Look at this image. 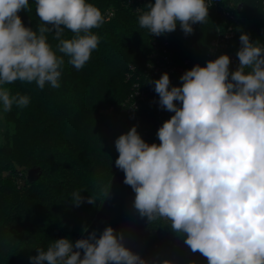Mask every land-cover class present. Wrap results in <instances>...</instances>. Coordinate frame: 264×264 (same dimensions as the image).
<instances>
[{
  "label": "clouds",
  "instance_id": "1",
  "mask_svg": "<svg viewBox=\"0 0 264 264\" xmlns=\"http://www.w3.org/2000/svg\"><path fill=\"white\" fill-rule=\"evenodd\" d=\"M212 3V0H211ZM208 0H154L145 5L138 24L150 35L176 30L192 34L193 24L208 21ZM38 31L22 22L29 0H0V107L30 103L27 95L11 94L20 81L43 90L61 87L64 57L82 69L101 37L93 32L104 14L88 0H35ZM139 10V9H138ZM65 30L73 35L65 38ZM58 43L53 46L46 34ZM238 68L230 73V57L222 54L199 64L171 86L168 73L153 81L162 109L174 113L158 129L159 144L145 142L137 127L115 140V166L135 193L133 208L150 224L168 225L192 253L207 264H264V44L239 37ZM59 53V55H58ZM179 101L180 106L175 102ZM94 183H96L94 181ZM111 185H98L85 198L71 193L75 206L96 205L110 198ZM87 231V228L84 229ZM123 232L108 226L73 243L53 241L31 264H149L124 244ZM83 252V256L81 254ZM158 264H172L163 260ZM194 264V262H192Z\"/></svg>",
  "mask_w": 264,
  "mask_h": 264
},
{
  "label": "trees",
  "instance_id": "2",
  "mask_svg": "<svg viewBox=\"0 0 264 264\" xmlns=\"http://www.w3.org/2000/svg\"><path fill=\"white\" fill-rule=\"evenodd\" d=\"M88 2L101 10L105 23L93 29L101 40L85 66L77 70L65 56L59 89L46 85L41 90L34 82L5 85L13 95H27L30 103L24 108L14 105L8 113L0 107V264H31L37 248L47 250L60 238L73 243L80 239L103 201L75 206L71 193L79 190L87 198L98 185H110L118 170L115 140L133 126L141 132L148 123L145 114L127 116L123 103L130 92V66L144 67L152 35L139 27L140 13L123 0ZM29 6L31 11L22 10L19 16L26 27L38 31L35 0H29ZM235 6L229 20L235 31L232 50L240 49L242 33L264 44V0H235ZM110 11L112 17L107 16ZM217 28L216 18L209 14L194 31V39L177 37L174 48L180 61L189 60L190 68L201 65ZM46 35L55 49L53 34ZM72 35L65 30V38ZM145 142L159 144L156 134ZM34 167H41L43 174L29 183L27 174ZM142 257L149 264L165 259L172 264H207L160 223L147 227Z\"/></svg>",
  "mask_w": 264,
  "mask_h": 264
},
{
  "label": "built area",
  "instance_id": "3",
  "mask_svg": "<svg viewBox=\"0 0 264 264\" xmlns=\"http://www.w3.org/2000/svg\"><path fill=\"white\" fill-rule=\"evenodd\" d=\"M136 13L146 10L144 7L148 3H154V0H123ZM211 3V0H208ZM235 0H212L209 8V14H213L216 18L218 26L215 37L210 41V45L206 51L204 61L200 66H206L210 60H215L222 54L230 57L229 70L230 73L238 68L237 53L232 50V40L235 37L234 27L229 20L233 19L235 10ZM139 9V10H138ZM109 17L113 16V12H108ZM223 18L224 20H220ZM199 23L193 24L194 31L198 28ZM194 31L192 34L186 35L179 24L175 31L165 33L162 36H151V50L148 60L141 70L134 66H130L127 74V80L130 83V92L123 103V112L127 116L136 114H145L148 123L144 130L139 132L141 138L145 141L151 135L156 134L162 124L171 118L174 113L162 109L159 105V96L154 90L155 80H158L162 74L168 73L171 86H182L180 77L185 71L190 70V61L181 62L174 44L177 37L181 36L186 42L194 39ZM194 67V66H193ZM180 106V102H175Z\"/></svg>",
  "mask_w": 264,
  "mask_h": 264
},
{
  "label": "water",
  "instance_id": "4",
  "mask_svg": "<svg viewBox=\"0 0 264 264\" xmlns=\"http://www.w3.org/2000/svg\"><path fill=\"white\" fill-rule=\"evenodd\" d=\"M242 9L243 5L240 4L237 8L238 13H241ZM42 174L43 170L41 167H34L28 171L27 180L29 183H35L41 178ZM124 176L125 174L122 170L118 169L116 171L110 184V198L103 202L94 220L81 238H87L93 231L99 237L106 227L111 226L117 233H124V244L126 247L142 256L145 244V231L150 223L147 218H141L134 210L135 193L129 185L123 183ZM81 254L83 256L82 250Z\"/></svg>",
  "mask_w": 264,
  "mask_h": 264
}]
</instances>
